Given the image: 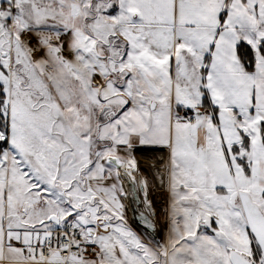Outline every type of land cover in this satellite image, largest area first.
Returning a JSON list of instances; mask_svg holds the SVG:
<instances>
[{"label":"snow or ice","instance_id":"snow-or-ice-1","mask_svg":"<svg viewBox=\"0 0 264 264\" xmlns=\"http://www.w3.org/2000/svg\"><path fill=\"white\" fill-rule=\"evenodd\" d=\"M0 264H264V0H0Z\"/></svg>","mask_w":264,"mask_h":264},{"label":"crops","instance_id":"crops-1","mask_svg":"<svg viewBox=\"0 0 264 264\" xmlns=\"http://www.w3.org/2000/svg\"><path fill=\"white\" fill-rule=\"evenodd\" d=\"M152 155L151 153H137V156L139 159H141L142 161V167H144V165L146 166V157ZM155 195H154V199H155Z\"/></svg>","mask_w":264,"mask_h":264},{"label":"rangeland","instance_id":"rangeland-1","mask_svg":"<svg viewBox=\"0 0 264 264\" xmlns=\"http://www.w3.org/2000/svg\"><path fill=\"white\" fill-rule=\"evenodd\" d=\"M145 166V165H144ZM129 215H131V213H129Z\"/></svg>","mask_w":264,"mask_h":264}]
</instances>
